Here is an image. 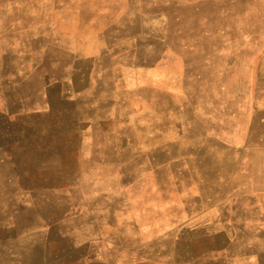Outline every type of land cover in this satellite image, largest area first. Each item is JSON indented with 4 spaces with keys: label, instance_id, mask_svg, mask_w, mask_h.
<instances>
[{
    "label": "rangeland",
    "instance_id": "1",
    "mask_svg": "<svg viewBox=\"0 0 264 264\" xmlns=\"http://www.w3.org/2000/svg\"><path fill=\"white\" fill-rule=\"evenodd\" d=\"M13 101L4 264H264V0H0Z\"/></svg>",
    "mask_w": 264,
    "mask_h": 264
},
{
    "label": "crops",
    "instance_id": "2",
    "mask_svg": "<svg viewBox=\"0 0 264 264\" xmlns=\"http://www.w3.org/2000/svg\"><path fill=\"white\" fill-rule=\"evenodd\" d=\"M4 1L5 0H2V5H3V2ZM6 1H9V0H6ZM12 54H15V53H13V51H12ZM22 54H26V52L25 53H22ZM17 55H20V52H17ZM79 55L81 57H83V58H87L88 57L85 52L82 53V54H79ZM67 75H68V73H67ZM69 76H70V79L73 81V84H75V85L78 82L81 83V84H83L84 81H85V75H84L83 72L75 73L74 76L72 74H69ZM71 90H72V93H74L73 94V97H68L65 100H68L69 101L71 98L75 99L78 96L79 91H77V90L75 91L73 89H71ZM21 108L23 110H25V109H28V106H25L23 104L20 105L19 102L13 101V102H10L9 103V105L7 106V108H5V107L0 108V114L1 115H4L6 113L9 116L10 113H12V112H18L19 109H21ZM1 233H2V231L0 230V234ZM18 253H19V251H18L17 247L9 246V244H5L4 238H0V264H4L5 262L6 263L13 262V259H14L13 257H15V255L17 256Z\"/></svg>",
    "mask_w": 264,
    "mask_h": 264
}]
</instances>
